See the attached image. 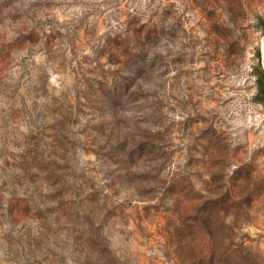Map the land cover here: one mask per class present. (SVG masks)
<instances>
[{
    "label": "rangeland",
    "instance_id": "obj_1",
    "mask_svg": "<svg viewBox=\"0 0 264 264\" xmlns=\"http://www.w3.org/2000/svg\"><path fill=\"white\" fill-rule=\"evenodd\" d=\"M264 0H0V264H264Z\"/></svg>",
    "mask_w": 264,
    "mask_h": 264
},
{
    "label": "trees",
    "instance_id": "obj_2",
    "mask_svg": "<svg viewBox=\"0 0 264 264\" xmlns=\"http://www.w3.org/2000/svg\"><path fill=\"white\" fill-rule=\"evenodd\" d=\"M262 32L264 33V21H262ZM255 76V99L264 108V71L260 66L253 69Z\"/></svg>",
    "mask_w": 264,
    "mask_h": 264
}]
</instances>
